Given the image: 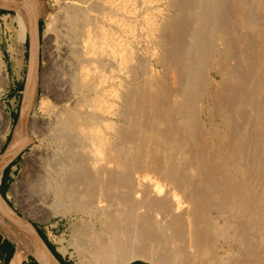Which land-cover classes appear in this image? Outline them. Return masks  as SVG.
Listing matches in <instances>:
<instances>
[{
	"label": "bare ground",
	"instance_id": "bare-ground-1",
	"mask_svg": "<svg viewBox=\"0 0 264 264\" xmlns=\"http://www.w3.org/2000/svg\"><path fill=\"white\" fill-rule=\"evenodd\" d=\"M58 2L41 70L38 15L21 17L7 264H62L27 218L73 211L79 264H264V0Z\"/></svg>",
	"mask_w": 264,
	"mask_h": 264
},
{
	"label": "rangeland",
	"instance_id": "rangeland-1",
	"mask_svg": "<svg viewBox=\"0 0 264 264\" xmlns=\"http://www.w3.org/2000/svg\"><path fill=\"white\" fill-rule=\"evenodd\" d=\"M59 7L60 2L58 0H7L5 3L0 0V136L6 134L8 128H13L17 122L21 110L23 89L25 88L30 42L29 32L26 31L24 35L20 33L21 17H25L23 19L26 21L29 17L33 18L34 15H38V20H42V36L39 33V69L41 70L45 62L44 49L47 46V36H44V30L48 26H55L57 23ZM20 10L21 12H19ZM1 111L5 113L4 117ZM10 136L11 134L8 135L0 149V158ZM24 163L22 153L10 163L13 176L5 186L6 197H3L17 209L22 218L26 219L24 213L17 207V200L20 196L19 185L25 170ZM46 214L48 213L40 212L34 221L31 218L27 219L33 222L38 232L41 231L47 237L66 261L73 264L81 263L79 255L68 243L77 232L76 226L80 227L79 223L76 224L80 217L74 211L66 215ZM138 261L149 264L142 259H136L130 264H138ZM23 264L41 263L33 254L28 252Z\"/></svg>",
	"mask_w": 264,
	"mask_h": 264
},
{
	"label": "crops",
	"instance_id": "crops-1",
	"mask_svg": "<svg viewBox=\"0 0 264 264\" xmlns=\"http://www.w3.org/2000/svg\"><path fill=\"white\" fill-rule=\"evenodd\" d=\"M3 175L4 184L6 186V184L12 179V169L9 167ZM13 244L15 245V243L5 237L0 231V263L7 264L12 258L17 255L16 245L14 249Z\"/></svg>",
	"mask_w": 264,
	"mask_h": 264
},
{
	"label": "trees",
	"instance_id": "trees-1",
	"mask_svg": "<svg viewBox=\"0 0 264 264\" xmlns=\"http://www.w3.org/2000/svg\"><path fill=\"white\" fill-rule=\"evenodd\" d=\"M39 32H40V36H42V32H43V27H42V20L39 21ZM11 137V136H10ZM9 137V139H10ZM8 139V140H9ZM6 146V145H5ZM5 146L3 147V149L5 148ZM11 164H9L5 169H4V172L3 174L6 172V170L10 167ZM4 176V175H3ZM2 176V181H1V184H0V191H1V194L6 197V194H5V184H4V178ZM41 237L44 239V241L47 243V245L50 247V249L52 250V252L55 254V256L59 259V261H61L62 264H73L69 261H66L63 256L55 249L54 245L47 239V237L41 232L39 231ZM14 246V249H15V245L13 244ZM138 264H146L144 262H140L138 261Z\"/></svg>",
	"mask_w": 264,
	"mask_h": 264
}]
</instances>
